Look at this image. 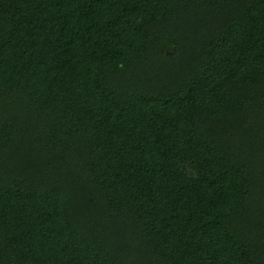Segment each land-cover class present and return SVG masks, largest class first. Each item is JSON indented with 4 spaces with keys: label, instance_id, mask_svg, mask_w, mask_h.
Instances as JSON below:
<instances>
[{
    "label": "trees",
    "instance_id": "1",
    "mask_svg": "<svg viewBox=\"0 0 264 264\" xmlns=\"http://www.w3.org/2000/svg\"><path fill=\"white\" fill-rule=\"evenodd\" d=\"M0 264H264V0H0Z\"/></svg>",
    "mask_w": 264,
    "mask_h": 264
}]
</instances>
